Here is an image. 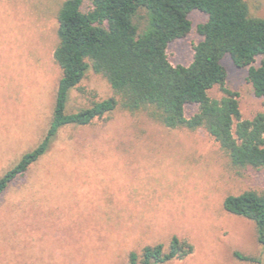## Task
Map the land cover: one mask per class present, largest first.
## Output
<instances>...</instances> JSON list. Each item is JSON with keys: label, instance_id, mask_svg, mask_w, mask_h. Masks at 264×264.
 <instances>
[{"label": "rangeland", "instance_id": "obj_1", "mask_svg": "<svg viewBox=\"0 0 264 264\" xmlns=\"http://www.w3.org/2000/svg\"><path fill=\"white\" fill-rule=\"evenodd\" d=\"M63 0H0V176L42 139L61 70L53 59ZM264 17V0H244ZM188 35L169 43L172 65H187L201 39L190 14ZM226 87L237 92L243 119L264 113L246 68L229 56ZM89 68L67 97L75 112L112 95ZM220 98L217 86L208 91ZM195 106L186 108L189 115ZM264 192V168H237L204 129L167 128L145 111L116 108L87 125L61 127L48 150L0 195V264H127L130 251L193 245L164 264H264L255 224L223 209L227 195ZM259 260L238 259L234 253Z\"/></svg>", "mask_w": 264, "mask_h": 264}, {"label": "trees", "instance_id": "obj_2", "mask_svg": "<svg viewBox=\"0 0 264 264\" xmlns=\"http://www.w3.org/2000/svg\"><path fill=\"white\" fill-rule=\"evenodd\" d=\"M193 11L204 15L195 25L201 39L187 65H172L167 47L188 35ZM57 37L52 57L61 76L49 125L40 142L0 176V195L48 150L61 127L87 125L116 108L145 111L167 128H202L219 143L232 166L264 168V113L241 117L238 94L226 87L222 63L227 55L236 67L246 68L253 95L264 97V17L251 15L244 0H63ZM89 68L105 78L113 94L67 112L68 93ZM214 86L221 91L220 98L209 96ZM189 106L195 110L187 115ZM222 206L251 220L257 242L264 245V192L227 195ZM192 252L190 242L172 235L166 245L130 251L127 264H164ZM234 255L259 263L238 252Z\"/></svg>", "mask_w": 264, "mask_h": 264}]
</instances>
